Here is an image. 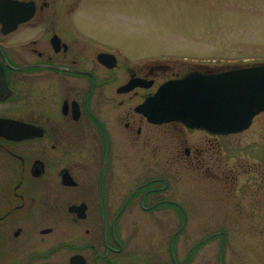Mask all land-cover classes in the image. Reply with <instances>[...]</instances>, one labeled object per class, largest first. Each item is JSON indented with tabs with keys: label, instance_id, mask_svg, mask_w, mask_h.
<instances>
[{
	"label": "flooded vegetation",
	"instance_id": "flooded-vegetation-1",
	"mask_svg": "<svg viewBox=\"0 0 264 264\" xmlns=\"http://www.w3.org/2000/svg\"><path fill=\"white\" fill-rule=\"evenodd\" d=\"M95 5L0 0V264H166L161 229L193 223L181 191L171 195L181 176L167 168L166 128L202 132L212 146L230 136L151 124L137 112L181 76L159 59L136 66L102 45ZM183 154L195 155L189 147ZM150 224L158 248L135 251L132 228ZM179 228L170 238L173 264ZM216 236L224 248L227 233L211 232L183 264Z\"/></svg>",
	"mask_w": 264,
	"mask_h": 264
},
{
	"label": "rangeland",
	"instance_id": "rangeland-1",
	"mask_svg": "<svg viewBox=\"0 0 264 264\" xmlns=\"http://www.w3.org/2000/svg\"><path fill=\"white\" fill-rule=\"evenodd\" d=\"M94 3L97 16L92 17L102 45L120 48L136 66L144 58L159 59L171 68L170 72L183 76L192 70L227 69L264 61V0ZM170 72L160 81L170 78ZM138 102L140 97L134 101ZM166 129L167 168L181 176L179 182H173L171 195L175 199L176 192L181 191L193 218V223L175 236L172 247L177 264H183L193 244L218 231L227 233L220 264H264V112L254 118L248 130L217 138L213 146L203 142L202 132ZM185 147L195 155L186 158ZM197 148L202 153L196 154ZM124 152L131 156L135 151L125 148ZM211 159L217 162L215 168ZM192 160L198 163L197 171ZM212 165L214 177L208 169ZM179 227L169 223L161 229L166 264H173L169 241ZM131 231L135 251L158 248V227L134 225ZM220 241L216 236L204 242L187 264H218Z\"/></svg>",
	"mask_w": 264,
	"mask_h": 264
},
{
	"label": "water",
	"instance_id": "water-1",
	"mask_svg": "<svg viewBox=\"0 0 264 264\" xmlns=\"http://www.w3.org/2000/svg\"><path fill=\"white\" fill-rule=\"evenodd\" d=\"M136 110L153 124L179 122L215 134L246 130L264 111V63L169 80Z\"/></svg>",
	"mask_w": 264,
	"mask_h": 264
}]
</instances>
